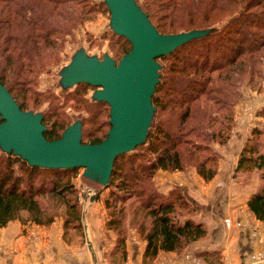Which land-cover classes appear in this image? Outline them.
Listing matches in <instances>:
<instances>
[{
    "label": "trees",
    "instance_id": "16d2710c",
    "mask_svg": "<svg viewBox=\"0 0 264 264\" xmlns=\"http://www.w3.org/2000/svg\"><path fill=\"white\" fill-rule=\"evenodd\" d=\"M136 3L161 35L191 31L207 34L157 60L159 80L152 97L155 113L146 140L115 159L106 187L109 193L104 201L107 218L103 228L116 234L112 250L106 253L109 264L126 260L130 231L144 243L142 264H152L163 253L186 250L206 237L207 226L196 222L198 211L184 191L173 188L164 195L157 190L154 176L160 171L193 170L205 183L212 181L220 160L215 146L223 147L231 138L241 89L260 91L264 79V0ZM104 11H109L105 3L95 4L94 0H0V84L21 111L42 115L43 135L48 142L59 140L76 122L81 124L84 145H97L108 135V104L86 98L89 89L97 88L81 83L72 91L65 90L63 98L50 91H34L39 75L58 64L65 37L91 15ZM183 16L189 18V28L173 27V19L178 21ZM110 31L117 39L109 45L111 58L119 62L130 52L131 44ZM45 103L47 109L39 112L38 107ZM67 109L85 115L73 122ZM101 116H105L102 124ZM88 126L91 129L87 132ZM242 146L232 179L245 187L252 176H257V189L248 196L246 208L255 220L264 223L263 131L254 127ZM1 153L0 227L20 221L50 226L53 217L37 199L49 194L67 206L70 215L64 221V233L70 224L69 229L82 237L75 188L68 178L64 180V174L76 169L31 167L13 154ZM44 173L51 180L41 179L37 184ZM23 212L26 221L21 219ZM195 256L205 264H221L219 252Z\"/></svg>",
    "mask_w": 264,
    "mask_h": 264
},
{
    "label": "water",
    "instance_id": "95a60500",
    "mask_svg": "<svg viewBox=\"0 0 264 264\" xmlns=\"http://www.w3.org/2000/svg\"><path fill=\"white\" fill-rule=\"evenodd\" d=\"M110 13V29L131 44L119 62L108 55L100 60L78 52L61 75L65 90L85 83L97 88L92 98L110 108V130L97 145L81 143V124L69 126L56 141L44 138L40 113L23 112L0 84V150L26 161L31 167L83 169V177L106 188L115 159L142 145L153 119L152 97L159 80L157 60L169 55L207 31L161 35L150 23L136 0H104ZM91 195L89 202L96 199ZM87 241L92 260L96 256Z\"/></svg>",
    "mask_w": 264,
    "mask_h": 264
},
{
    "label": "crops",
    "instance_id": "0c3cea01",
    "mask_svg": "<svg viewBox=\"0 0 264 264\" xmlns=\"http://www.w3.org/2000/svg\"><path fill=\"white\" fill-rule=\"evenodd\" d=\"M236 114L240 118L235 120L234 135L255 122L251 119L253 115L251 110L246 111L242 116L237 111ZM234 140L231 137L228 145L230 143L232 146ZM237 156V151L234 153L225 151L223 155L221 153L218 173L208 183H205L193 170L175 173L160 171L153 180L157 190L164 194L173 188H181L198 211L196 222L207 226L206 237L189 246L185 254L195 256L201 252H219L218 262L221 264H264V258L258 262L252 260L259 255L264 256V223L255 220L249 214L246 208L249 195L232 179L234 170L232 165ZM92 216V214L86 215L87 225L91 230L90 243L96 259L101 264H106L102 259L99 231L95 232ZM12 227L13 225L5 229L2 236L0 235V264H93L89 250L85 252L66 249L62 235L57 231L52 232L51 229L43 228L26 241L25 230L20 231L17 228L9 232ZM33 239H37L38 242L30 243L29 241ZM143 249V242H129L126 248L128 258L124 264H141ZM68 252L70 255L67 256ZM169 254L171 253H166L159 259L165 264H182L177 263L174 255Z\"/></svg>",
    "mask_w": 264,
    "mask_h": 264
},
{
    "label": "rangeland",
    "instance_id": "374dc122",
    "mask_svg": "<svg viewBox=\"0 0 264 264\" xmlns=\"http://www.w3.org/2000/svg\"><path fill=\"white\" fill-rule=\"evenodd\" d=\"M188 2V0H185ZM101 2H104V0H94L95 4H100ZM186 21H189V18L187 16H183L180 20L173 19L174 26L173 27H179V25H183L182 28L179 27L178 29H185L189 28V24L186 23ZM170 23V22H169ZM183 23V24H182ZM65 42L62 47V51H60L59 54V62L58 64L51 66L48 69V72H42L38 80L36 82V87H34V91L38 93H45V92H52L56 96H60L63 98V95L65 94L64 91L65 89L63 88L61 84V75L63 69L70 64L72 61V58L74 55L78 52H85L88 56H96L98 58H102V56L108 55L109 57H112V53L110 51V43L112 42H117L116 37L112 34L110 31V13L109 11H104L98 14H93L90 17V20H87L82 26L76 27L75 30L72 31L71 35H67L65 37ZM121 60V59H120ZM158 63H160L158 61ZM1 67V63H0ZM7 78L11 81L10 75L7 76ZM260 91L257 90H252L248 88H242L241 89V99L239 104L237 105L235 109V120H238L240 116L236 114V111L241 114V116L248 110L253 111V115L251 116L252 121L255 120L254 123L249 124V127L246 126V129H244L242 132L238 131L235 135V128L232 132L231 137H233V144L232 146L227 145L223 147H218L215 146V149L219 155L221 156V153L225 151H237V155L239 154L240 150L242 149V145L245 142V139L248 137L250 134L251 130L254 127H258L263 131L264 133V79L263 82L260 86ZM74 90V87L69 90L72 91ZM95 91L92 89L88 90V93L86 95V98H91L93 93ZM32 91L29 96L31 101H33L32 97ZM48 107V104H42L41 106L38 107L39 112H44ZM67 113L69 117L72 118V121L79 119L81 116L85 115L84 113L81 112H73L70 109H67ZM237 117V118H236ZM107 119V118H106ZM105 121V116L102 118L100 117V124H102ZM101 127L104 128L103 125ZM91 126L87 127V132L90 131ZM241 130V129H240ZM247 134V136H245ZM231 139V138H230ZM84 141L87 142V138H84ZM230 141V140H229ZM1 150H0V155H1ZM238 157V156H237ZM221 160V159H220ZM220 160H219V165H220ZM232 160V158H231ZM237 163V159H235L234 165H232L235 169ZM231 166V165H230ZM234 171V170H233ZM83 169H76L75 171L70 172L69 174H64V180L68 178L70 182L74 185L75 188V194L74 197L77 199L78 203V208L80 211L81 215V226H82V237H80V234H76L73 232V230H70V224H68L67 231L64 233L65 229L63 227L64 221L68 219L69 217V212L67 210V206H65L62 201L52 195H44L42 197H38L37 199L39 200L40 203H42V206L46 208V213L50 217H53V223L48 226H40L33 224L31 222H26L22 223L23 221L20 222H11L7 224L5 227H0V235L2 236L3 231L13 225V227L9 230V232H12L14 230H17V228L20 231H24V237L26 241H28L30 238H32L35 234L40 229H51L52 232L57 231L59 232L62 236V240L64 244L67 246L66 249L68 250H75V251H81L84 250L87 252L88 246H87V241H90V226L88 227L87 225V219L86 215H93L94 223L93 226L95 228V232L99 231V241L101 243V248H102V259L103 262H106V264H109L106 260L107 258V252H110L116 242V234L112 232H106L103 228L104 223L107 218V212L104 207V201L105 198L108 196L109 191L106 188L101 187L100 185L87 180L83 177ZM47 178H46V177ZM41 179H46L48 182L51 180L49 175L44 173L39 175V179L37 184L41 181ZM240 187V186H239ZM243 188L248 195L253 193L257 189V176H252V179L249 180V182L246 184L245 187ZM246 193V194H247ZM97 194L96 199L94 202L89 203V199L91 195ZM164 194V193H162ZM166 195V194H164ZM73 199V198H71ZM21 219L26 221L28 219L27 215L25 212L21 214ZM89 222V221H88ZM100 223V224H99ZM70 228V229H69ZM128 231V230H127ZM94 232V234H95ZM5 237V234H4ZM127 244L129 242L135 241V243H138L140 241L135 235L133 231H130L128 236H127ZM202 240V239H201ZM38 240L33 239L29 241L30 243H33ZM92 246V245H91ZM127 248V247H126ZM93 249V246H92ZM185 250L177 253H171L169 255L175 257L174 260L177 263H182V264H205L202 260L197 258V256L193 255H188L184 253ZM105 254V256H104ZM70 255V252L67 253V256ZM162 255L165 254H160L153 262L152 264H165L163 261H161L159 258L162 257ZM96 256V254H95ZM128 258V252L126 250V260L123 262L126 263ZM264 256H258L256 259L253 258L252 260L254 262H258L259 260H262ZM96 264H101L96 259ZM93 262V260H92ZM90 263H91V258H90ZM221 263V262H218ZM94 264V262H93ZM141 264H142V259H141Z\"/></svg>",
    "mask_w": 264,
    "mask_h": 264
},
{
    "label": "built area",
    "instance_id": "2783aa9c",
    "mask_svg": "<svg viewBox=\"0 0 264 264\" xmlns=\"http://www.w3.org/2000/svg\"><path fill=\"white\" fill-rule=\"evenodd\" d=\"M260 256V255H259ZM258 257V256H257ZM254 258H256V257H254Z\"/></svg>",
    "mask_w": 264,
    "mask_h": 264
}]
</instances>
